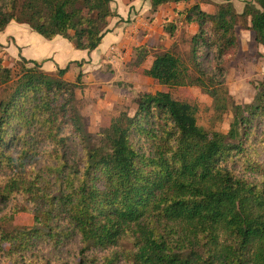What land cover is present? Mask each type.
Listing matches in <instances>:
<instances>
[{
	"label": "trees",
	"instance_id": "1",
	"mask_svg": "<svg viewBox=\"0 0 264 264\" xmlns=\"http://www.w3.org/2000/svg\"><path fill=\"white\" fill-rule=\"evenodd\" d=\"M149 2L152 11L185 5L163 29L173 38L197 27V75L175 53L158 54L143 75L167 90L140 95L132 116L121 113L96 135L76 108L81 73L71 83L69 66L47 73L42 62L13 60L18 78L0 101V264H264V83L237 105L221 88L220 66L237 52L241 24L264 49V0L244 1L240 14L232 0L213 14L201 9L210 0ZM112 3L0 0V32L15 21L92 52L117 17ZM134 51L141 67L149 50ZM209 54L213 74L202 68ZM12 78L0 57V84ZM184 87L206 93L217 117L231 111L227 133L197 124V107L172 97ZM19 214L32 226L13 225Z\"/></svg>",
	"mask_w": 264,
	"mask_h": 264
},
{
	"label": "rangeland",
	"instance_id": "2",
	"mask_svg": "<svg viewBox=\"0 0 264 264\" xmlns=\"http://www.w3.org/2000/svg\"><path fill=\"white\" fill-rule=\"evenodd\" d=\"M222 0H213L211 7L205 8L209 13H215L218 2ZM114 2V1H113ZM142 15L138 19V31L136 36L138 40L133 43V47L141 42L148 40L144 45L149 50V56L141 67H135L136 53L132 48L126 57L125 68L131 77L123 78V72H115L111 77L107 66H103L102 70L106 73V78L99 79V85L89 83L84 85V78L81 81L83 87L76 89V108L81 114L87 131L91 135H96L102 127L108 126L110 121L118 117L121 113H127L132 116L136 111L137 100L140 95L145 93L154 94L157 91L167 90L158 86L152 79L143 75V69L149 68L154 57L163 52L175 53L181 61L188 67L191 77H196V72L192 66L193 57L191 54V36L196 31V26L181 27L173 38H160V11L157 17L153 14L156 11H147L149 0H140ZM148 2V4H147ZM191 3H189L190 6ZM114 5V3H113ZM115 6H111L115 8ZM144 8H146L144 10ZM183 9V8H181ZM172 17V15H170ZM115 18V17H114ZM113 19V18H111ZM122 23H137V20H131L127 15L126 21ZM120 23V22H119ZM108 26L106 31H108ZM238 39V50L235 54H231L223 59L222 64L224 70V84L221 87L227 92L229 101H233L237 105H245L251 103L255 96V86L264 83V49L255 41L253 33L241 24L236 28ZM3 51L0 48V54ZM4 66L10 68L13 72L12 81L7 85L0 84V101L6 100L11 86L18 78L20 66L5 58ZM130 57V59H129ZM202 68L208 74H213L217 64H215L212 55L201 58ZM122 67V66H121ZM120 68V67H119ZM121 69V68H120ZM122 70V69H121ZM76 76V75H75ZM73 77L72 83L76 77ZM172 97L179 101H186L197 107V124L208 131H216L227 133L232 120L231 111H226L221 118L216 116L212 99L198 87H184L171 89ZM33 224L32 216L29 214H19L15 217L13 225L18 227H31ZM80 248L70 246V252L75 254Z\"/></svg>",
	"mask_w": 264,
	"mask_h": 264
},
{
	"label": "crops",
	"instance_id": "3",
	"mask_svg": "<svg viewBox=\"0 0 264 264\" xmlns=\"http://www.w3.org/2000/svg\"><path fill=\"white\" fill-rule=\"evenodd\" d=\"M113 1L114 5L112 3V6H115V2L117 3V6L112 8L117 17L108 21L109 30L105 33L100 45L92 52L76 50L69 41L62 37L46 40L34 33L28 25L12 21L4 31L0 32V48L3 51L0 56L4 55L11 61L23 58L27 61L42 62V69L47 73H55L58 68L63 69L69 66V71L64 79L71 83L72 78L81 73L84 78V85L89 83L99 85L98 83L101 81L99 79H110L106 78V73L102 70L103 66L111 67L109 69L110 73L113 72L110 74L111 77H114L115 72L118 73L119 71L123 72L121 73L123 78L129 79L131 75L125 68L126 57L132 48L134 50L138 46H144L148 41L146 39L135 47L131 46L139 38L136 36L139 33L138 24L140 21L138 19L143 11L141 12L140 0ZM223 1L218 2L217 5ZM244 1L249 0H232L238 14L243 10ZM210 2V4H202L201 9L209 13L205 8L213 5V0ZM184 6L182 3L178 5L166 4L156 10L153 16L157 17L160 11V38L169 37L164 32L163 24L165 21H172L175 18L174 9L181 10ZM146 8L147 11H150V4ZM127 15L130 16L131 20L136 19L137 23H122L121 21H126ZM124 62L125 64H123ZM145 69L148 68L143 70Z\"/></svg>",
	"mask_w": 264,
	"mask_h": 264
}]
</instances>
